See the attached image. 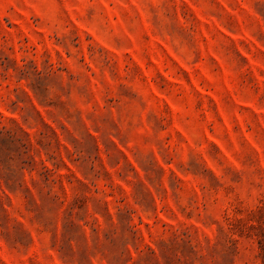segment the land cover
Returning a JSON list of instances; mask_svg holds the SVG:
<instances>
[{"label": "rangeland", "instance_id": "obj_1", "mask_svg": "<svg viewBox=\"0 0 264 264\" xmlns=\"http://www.w3.org/2000/svg\"><path fill=\"white\" fill-rule=\"evenodd\" d=\"M0 264H264V0H0Z\"/></svg>", "mask_w": 264, "mask_h": 264}]
</instances>
